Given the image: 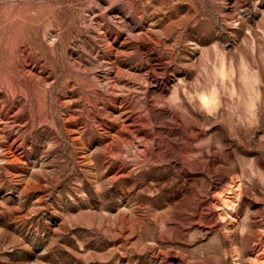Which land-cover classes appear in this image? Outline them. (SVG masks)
<instances>
[{
    "label": "rangeland",
    "instance_id": "374dc122",
    "mask_svg": "<svg viewBox=\"0 0 264 264\" xmlns=\"http://www.w3.org/2000/svg\"><path fill=\"white\" fill-rule=\"evenodd\" d=\"M0 264H264V0H0Z\"/></svg>",
    "mask_w": 264,
    "mask_h": 264
}]
</instances>
